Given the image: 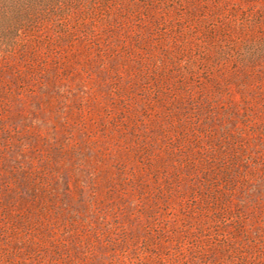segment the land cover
<instances>
[{"label": "rangeland", "instance_id": "rangeland-1", "mask_svg": "<svg viewBox=\"0 0 264 264\" xmlns=\"http://www.w3.org/2000/svg\"><path fill=\"white\" fill-rule=\"evenodd\" d=\"M0 264H264V0H0Z\"/></svg>", "mask_w": 264, "mask_h": 264}]
</instances>
